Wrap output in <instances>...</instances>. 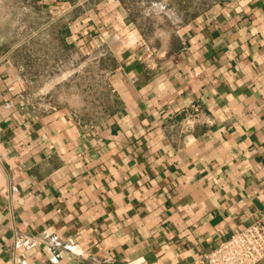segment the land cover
I'll use <instances>...</instances> for the list:
<instances>
[{
	"label": "crops",
	"instance_id": "crops-1",
	"mask_svg": "<svg viewBox=\"0 0 264 264\" xmlns=\"http://www.w3.org/2000/svg\"><path fill=\"white\" fill-rule=\"evenodd\" d=\"M164 1L39 0L41 44L7 47L0 264H205L264 222V0H213L183 20ZM74 52L106 68L97 107L71 71L34 91L22 71L74 66ZM41 101L54 109L31 108ZM19 233L70 247L24 250Z\"/></svg>",
	"mask_w": 264,
	"mask_h": 264
},
{
	"label": "rangeland",
	"instance_id": "rangeland-1",
	"mask_svg": "<svg viewBox=\"0 0 264 264\" xmlns=\"http://www.w3.org/2000/svg\"><path fill=\"white\" fill-rule=\"evenodd\" d=\"M78 2L80 8H89L92 3L99 0H74ZM160 3V1H158ZM213 0H165L159 8L162 12H166L167 8L174 9L175 16L179 19L192 17L193 15L206 9ZM167 3V4H166ZM41 4L39 0H0V63H4L6 59V49L14 44H20L22 41H29V45L41 44V37H35L30 32H35L41 29V18L34 17V13L40 11ZM160 11V12H161ZM37 51V50H34ZM21 54V52H20ZM95 57L84 66H80L85 60L90 58L84 52L72 53L68 58L75 60L72 64L74 66H60L57 68H45L32 66L29 68H22L27 76L33 81L30 90L34 91L41 86V81L48 80L50 77L60 75L65 72L66 75L75 74L72 86L76 88L79 95L92 96L93 104L98 106V100L102 92V82L105 75L106 68L101 67L100 64H95L97 53ZM107 61V57L105 58ZM77 60V62H76ZM68 62V60H67ZM88 62V60H87ZM77 63V65L75 64ZM61 71V72H60ZM67 71V72H66ZM71 71V72H70ZM34 102L39 101L33 100Z\"/></svg>",
	"mask_w": 264,
	"mask_h": 264
},
{
	"label": "built area",
	"instance_id": "built-area-1",
	"mask_svg": "<svg viewBox=\"0 0 264 264\" xmlns=\"http://www.w3.org/2000/svg\"><path fill=\"white\" fill-rule=\"evenodd\" d=\"M34 110L54 109L49 102L33 103ZM17 244L24 250H30L38 245L62 250L70 247L68 240H64L57 234L31 235L27 233L17 234ZM264 259V222L255 220L248 226L233 231L230 236L219 242L214 248L205 252L202 260L205 264H258ZM121 264H157L147 262L143 257L126 260Z\"/></svg>",
	"mask_w": 264,
	"mask_h": 264
}]
</instances>
